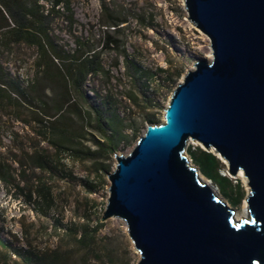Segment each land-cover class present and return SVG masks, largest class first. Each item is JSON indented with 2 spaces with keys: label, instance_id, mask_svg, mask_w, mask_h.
Instances as JSON below:
<instances>
[{
  "label": "rangeland",
  "instance_id": "1",
  "mask_svg": "<svg viewBox=\"0 0 264 264\" xmlns=\"http://www.w3.org/2000/svg\"><path fill=\"white\" fill-rule=\"evenodd\" d=\"M49 1L37 0L42 10ZM70 7L71 26L62 9L51 22L62 50L51 65L35 45L6 37L0 29V167L8 171L0 180V264H136L139 253L125 222L100 221L108 196L106 175L114 168V156L130 152L151 123L146 116L162 120L171 91L193 62L211 58L209 40L187 18L183 0H70ZM111 19L126 20L118 25L116 49L101 45ZM92 52L98 53L100 71L89 69L81 87L71 91L64 74L75 68L74 60ZM130 65L141 71L133 72ZM101 104L125 137L110 155L96 158L85 152L95 150L94 139L102 136L93 126L96 121L89 125L82 116L96 118L94 108ZM59 110L63 113L57 117ZM56 126L65 129V149L50 141L49 128ZM196 145L188 140L186 148ZM33 152L49 158L46 168L35 167ZM220 160L219 172L241 185L240 203L233 204L207 180L242 213L249 186ZM97 222L102 224L94 230ZM33 255L41 261H29Z\"/></svg>",
  "mask_w": 264,
  "mask_h": 264
},
{
  "label": "water",
  "instance_id": "2",
  "mask_svg": "<svg viewBox=\"0 0 264 264\" xmlns=\"http://www.w3.org/2000/svg\"><path fill=\"white\" fill-rule=\"evenodd\" d=\"M209 40L171 91L162 120L145 126L107 173L100 217L123 220L136 264H264V0H183ZM241 170L247 217L202 183L187 141Z\"/></svg>",
  "mask_w": 264,
  "mask_h": 264
},
{
  "label": "trees",
  "instance_id": "3",
  "mask_svg": "<svg viewBox=\"0 0 264 264\" xmlns=\"http://www.w3.org/2000/svg\"><path fill=\"white\" fill-rule=\"evenodd\" d=\"M102 11L106 9L104 4L101 3ZM43 6L39 5L37 0H0V29L3 30V35L9 37L15 41L23 40L28 44L35 45V47L41 53V58L45 59L47 62L46 65L54 64L53 61L61 59L59 49L53 39V28H51V22L55 14H59L62 9V13L67 14L66 22L69 26L73 23L72 11L70 7V0H50L49 8L42 10ZM126 20L111 19V22H107L112 26L111 31L104 32L101 38V45L104 47H110L116 49L118 46V34L120 24L125 23ZM78 47L83 48V44L79 39H75ZM63 55H73L74 52H62ZM124 58H127L126 54H123ZM75 64L74 69H68L64 74V78L67 79L68 88L76 92L84 82V79L90 71H100L98 53L92 52L82 59L74 60ZM133 69V72L141 71L138 67L135 68L134 65H130ZM138 69V70H137ZM137 70V71H136ZM61 111V112H60ZM62 110H59L61 115ZM95 117L88 115L86 119L85 116H82L88 124H92L93 121H96L93 125L95 129L101 134V140H95V150L86 151L87 155L95 156L96 158L107 157L115 150L116 143L119 139H123L125 136L120 129H117L114 121L111 119V115L108 112V108L104 107L102 104L98 108H94ZM155 116L150 115L146 116L145 121L154 122ZM50 132V141L54 147L59 149H65L66 146L64 143L65 129L59 127L49 128ZM187 154L190 157V160L193 165L197 166L198 171L206 178L209 179L213 184H215L220 194L223 197L229 198L233 204H239L241 197L243 195L241 190V185L236 181V184L233 185L230 178L227 175H223L219 172L221 167L220 158L212 151L208 149H203L200 145H196L194 148L188 146L186 148ZM30 158L33 159L35 167L38 169H44L50 163L49 158L43 153L33 152L30 155ZM100 167V166H99ZM102 170L106 168L101 166ZM99 172V170H97ZM8 175V171L3 166L0 167V180H4ZM30 191L28 195L30 196ZM101 222H97V226L93 228L94 230L97 227L101 226ZM90 239V235L86 236ZM29 261H34L38 263L41 261V258L33 255L28 259ZM43 260V259H42ZM53 260V259H52ZM51 262V261H50ZM46 263V262H45ZM51 264V263H46Z\"/></svg>",
  "mask_w": 264,
  "mask_h": 264
},
{
  "label": "bare ground",
  "instance_id": "4",
  "mask_svg": "<svg viewBox=\"0 0 264 264\" xmlns=\"http://www.w3.org/2000/svg\"><path fill=\"white\" fill-rule=\"evenodd\" d=\"M207 57H210V54H208ZM189 140H191V139H189ZM197 174H198L197 176H198L199 180H200L202 183L206 184L209 188H211L212 191H213L216 195H218L217 192H216V191L213 189V187L211 186L210 181L207 180V179H204V178L201 176L200 173L197 172ZM236 176L240 177V179L242 180V182H243L244 184H247V178L244 176V174H243V172H242L241 170H238V171L236 172ZM220 200H222V202H224L226 205H228V203H227L226 201H224L221 197H220ZM244 202H245V200H244ZM243 205H244V206H243V207H244L243 209H245V210H243L242 213L238 212L237 210H235V211L233 212V218H234V220L238 221L239 219H242V218L247 217V205H246V202H245Z\"/></svg>",
  "mask_w": 264,
  "mask_h": 264
},
{
  "label": "built area",
  "instance_id": "5",
  "mask_svg": "<svg viewBox=\"0 0 264 264\" xmlns=\"http://www.w3.org/2000/svg\"><path fill=\"white\" fill-rule=\"evenodd\" d=\"M191 161V160H190Z\"/></svg>",
  "mask_w": 264,
  "mask_h": 264
}]
</instances>
